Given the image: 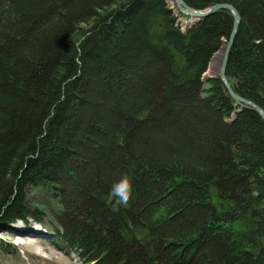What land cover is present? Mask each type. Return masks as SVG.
Returning <instances> with one entry per match:
<instances>
[{
	"label": "trees",
	"instance_id": "obj_1",
	"mask_svg": "<svg viewBox=\"0 0 264 264\" xmlns=\"http://www.w3.org/2000/svg\"><path fill=\"white\" fill-rule=\"evenodd\" d=\"M171 1L0 0V228L80 264H264V120L203 80L233 15L183 30ZM184 1L237 10L227 76L264 110V0Z\"/></svg>",
	"mask_w": 264,
	"mask_h": 264
},
{
	"label": "rangeland",
	"instance_id": "obj_2",
	"mask_svg": "<svg viewBox=\"0 0 264 264\" xmlns=\"http://www.w3.org/2000/svg\"><path fill=\"white\" fill-rule=\"evenodd\" d=\"M190 20H179L183 30L187 28L185 24ZM225 45L226 43L222 48ZM216 68L217 62L211 63V69L205 74V76L211 74L208 80L218 76ZM27 223L0 228V264H80L75 257L54 248L49 241L51 239L49 230L34 223L28 226ZM45 223L49 224L47 221Z\"/></svg>",
	"mask_w": 264,
	"mask_h": 264
},
{
	"label": "water",
	"instance_id": "obj_3",
	"mask_svg": "<svg viewBox=\"0 0 264 264\" xmlns=\"http://www.w3.org/2000/svg\"><path fill=\"white\" fill-rule=\"evenodd\" d=\"M172 1H173L172 8H176L180 13L188 16L191 19L190 22H187V23H190V25H187L188 27H191L193 24L198 23L201 20H204L205 18L215 15L221 10H228L229 12H231V14L233 15V27L231 30L229 40L227 41L226 45L223 48L221 47V49L218 51L220 54V58L217 60L216 74H218V77L221 79L225 90L227 91V93L232 99H234L236 102H238L240 105L244 107H248V108L255 110L260 115V117L264 120V110L260 106L255 104L254 102L246 100L238 96L236 92L234 91L233 87L231 86L230 81L227 76L230 55H231L233 46L235 44V41H236V38L239 32V27L241 24V16L237 12V10H235V8L231 5L218 4L212 7L210 10L199 11V10H196L190 7L184 0H172ZM211 63L209 65V69L207 72H209V70L211 69ZM205 74L203 76V80L207 82L208 79H205Z\"/></svg>",
	"mask_w": 264,
	"mask_h": 264
},
{
	"label": "clouds",
	"instance_id": "obj_4",
	"mask_svg": "<svg viewBox=\"0 0 264 264\" xmlns=\"http://www.w3.org/2000/svg\"><path fill=\"white\" fill-rule=\"evenodd\" d=\"M134 184L128 175L112 184L110 189L111 207L118 212L121 207H127L133 199Z\"/></svg>",
	"mask_w": 264,
	"mask_h": 264
},
{
	"label": "bare ground",
	"instance_id": "obj_5",
	"mask_svg": "<svg viewBox=\"0 0 264 264\" xmlns=\"http://www.w3.org/2000/svg\"><path fill=\"white\" fill-rule=\"evenodd\" d=\"M172 6H173V1H172ZM189 25H190V23H188ZM188 24H185V25H188ZM188 27V26H187ZM183 28V27H182ZM220 58V54H219V52L217 53V55L213 58V61H212V63H214V62H217V60ZM211 76V74L209 75H206L205 77H206V79H208L209 77Z\"/></svg>",
	"mask_w": 264,
	"mask_h": 264
}]
</instances>
